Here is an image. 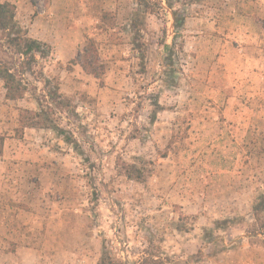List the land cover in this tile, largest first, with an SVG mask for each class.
<instances>
[{
	"label": "rangeland",
	"instance_id": "obj_1",
	"mask_svg": "<svg viewBox=\"0 0 264 264\" xmlns=\"http://www.w3.org/2000/svg\"><path fill=\"white\" fill-rule=\"evenodd\" d=\"M10 1L50 49L0 81V264H264V0Z\"/></svg>",
	"mask_w": 264,
	"mask_h": 264
},
{
	"label": "trees",
	"instance_id": "obj_2",
	"mask_svg": "<svg viewBox=\"0 0 264 264\" xmlns=\"http://www.w3.org/2000/svg\"><path fill=\"white\" fill-rule=\"evenodd\" d=\"M16 6L10 0L0 1V81L5 90V98L9 100L21 99L28 91L29 80L25 77L33 73L36 63V55L49 53V44L31 37L28 31L21 27L15 19ZM174 26L180 27L182 20L178 19L176 12H172ZM90 43V44H89ZM83 47L76 56V62L87 73L101 79L105 72L104 63L99 59L96 49L91 42ZM169 50L171 46L164 44ZM47 95L52 101L58 99L62 103L63 96L57 86L50 89ZM39 110L21 109L19 111V123L25 127H47L46 121L36 118L40 116ZM42 112V111H41ZM58 130V128L55 127ZM60 131V130H59ZM62 133V132H60ZM4 136L0 133V155L2 154Z\"/></svg>",
	"mask_w": 264,
	"mask_h": 264
}]
</instances>
